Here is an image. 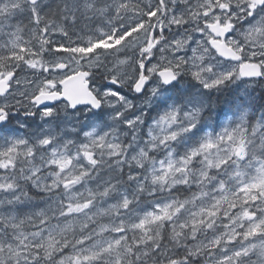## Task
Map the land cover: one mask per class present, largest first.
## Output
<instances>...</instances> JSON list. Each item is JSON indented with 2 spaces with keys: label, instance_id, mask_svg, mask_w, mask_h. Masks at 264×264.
<instances>
[{
  "label": "snow or ice",
  "instance_id": "obj_1",
  "mask_svg": "<svg viewBox=\"0 0 264 264\" xmlns=\"http://www.w3.org/2000/svg\"><path fill=\"white\" fill-rule=\"evenodd\" d=\"M0 264H264V0H0Z\"/></svg>",
  "mask_w": 264,
  "mask_h": 264
}]
</instances>
